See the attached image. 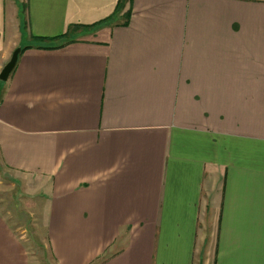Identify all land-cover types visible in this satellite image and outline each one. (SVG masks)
Returning <instances> with one entry per match:
<instances>
[{"label": "crops", "instance_id": "obj_1", "mask_svg": "<svg viewBox=\"0 0 264 264\" xmlns=\"http://www.w3.org/2000/svg\"><path fill=\"white\" fill-rule=\"evenodd\" d=\"M120 2L0 0L2 171L56 264H264V0Z\"/></svg>", "mask_w": 264, "mask_h": 264}, {"label": "rangeland", "instance_id": "obj_2", "mask_svg": "<svg viewBox=\"0 0 264 264\" xmlns=\"http://www.w3.org/2000/svg\"><path fill=\"white\" fill-rule=\"evenodd\" d=\"M30 187L17 184L0 167V208L9 219L19 224V235L23 236L31 264H56L49 251L46 232L40 227L37 206L32 200ZM34 203V204H33Z\"/></svg>", "mask_w": 264, "mask_h": 264}, {"label": "water", "instance_id": "obj_3", "mask_svg": "<svg viewBox=\"0 0 264 264\" xmlns=\"http://www.w3.org/2000/svg\"><path fill=\"white\" fill-rule=\"evenodd\" d=\"M21 50H22V47H17L14 50L10 60L7 62V64L1 70V72H0V80L1 81H6L9 79L11 73L13 72V70L15 69V67L17 65Z\"/></svg>", "mask_w": 264, "mask_h": 264}, {"label": "trees", "instance_id": "obj_4", "mask_svg": "<svg viewBox=\"0 0 264 264\" xmlns=\"http://www.w3.org/2000/svg\"><path fill=\"white\" fill-rule=\"evenodd\" d=\"M128 0H121L120 2V5H119V10L123 8V5L127 2ZM129 16V14H128ZM78 26L79 25H74L72 26L70 29L71 31L75 32L77 29H78ZM69 29V30H70ZM62 37V36H61ZM36 39L35 40H38V41H41V42H45V43H48V42H53L52 40H56L58 38H51V39H45V38H40V37H35ZM43 47H47L45 45H43ZM27 47H22V50L21 52H23ZM48 48V47H47Z\"/></svg>", "mask_w": 264, "mask_h": 264}]
</instances>
